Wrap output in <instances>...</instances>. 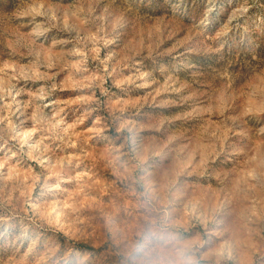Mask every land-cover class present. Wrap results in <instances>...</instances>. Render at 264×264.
<instances>
[{"label": "rangeland", "instance_id": "374dc122", "mask_svg": "<svg viewBox=\"0 0 264 264\" xmlns=\"http://www.w3.org/2000/svg\"><path fill=\"white\" fill-rule=\"evenodd\" d=\"M0 264H264V0H0Z\"/></svg>", "mask_w": 264, "mask_h": 264}]
</instances>
